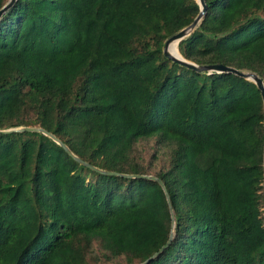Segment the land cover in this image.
I'll return each mask as SVG.
<instances>
[{"label": "trees", "instance_id": "16d2710c", "mask_svg": "<svg viewBox=\"0 0 264 264\" xmlns=\"http://www.w3.org/2000/svg\"><path fill=\"white\" fill-rule=\"evenodd\" d=\"M205 2L176 54L264 84V0ZM198 13L195 0H17L0 19V130L42 128L95 168L159 178L175 230L147 264H264L260 92L163 54ZM170 230L157 182L95 172L41 133L0 134V264H142Z\"/></svg>", "mask_w": 264, "mask_h": 264}, {"label": "water", "instance_id": "95a60500", "mask_svg": "<svg viewBox=\"0 0 264 264\" xmlns=\"http://www.w3.org/2000/svg\"><path fill=\"white\" fill-rule=\"evenodd\" d=\"M16 1L17 0H8L6 2V4L0 9V19L9 9L12 8V6L15 4ZM195 1L199 5V13L197 14V16L195 17V19L192 21L191 24H189L187 27L183 28L182 30H180L179 32H177L176 34H174L173 36H171L170 38H168L166 40L164 47H163V54L168 59H170L172 62L178 63V64L185 66L189 69H192L196 72L217 73V74H221V73L234 74V75L241 77L245 80H249V81L253 82L260 92V95L262 98V103H263V108H264V84H263L262 79L260 77H258L256 74L251 73V72H242V71L236 70V69L231 68V67H227V66L222 65V64L198 66V65H196L190 61L185 60L179 54V52H178V54H174L171 52V50H170L171 46L173 44L178 45V43L180 41H182L183 39L187 38L190 34H192L194 32V30L200 25L201 21L203 20L205 14H206L207 5H206L205 0H195ZM13 132H37V133H41V134L47 136L48 138H50L51 140H53L55 143H57L77 163H79V164H81L87 168H90V169L94 170L95 172H98V173H101L104 175H109V176H120V177H125V178H138V179H145V180H151V181L157 182L161 186L162 190L164 191L166 201H167L168 206H169V212L171 215V230H170L169 238H168L166 244L164 246H162L156 253H154L150 258H148L142 264L149 263L152 259L157 257L163 250H165L171 244V242L173 241V237H174L175 217H174V213H173V210L171 207L169 195L165 189L163 182L159 178L154 177L152 175H125V174H120V173H116V172H109V171H104V170H100L98 168H95L94 166L86 163L85 161L81 160L79 157L74 155L72 153V151L62 141H60L54 135L45 131L42 128L19 127V128L7 129V130H0V134H10ZM263 171H264V152H263Z\"/></svg>", "mask_w": 264, "mask_h": 264}, {"label": "rangeland", "instance_id": "374dc122", "mask_svg": "<svg viewBox=\"0 0 264 264\" xmlns=\"http://www.w3.org/2000/svg\"><path fill=\"white\" fill-rule=\"evenodd\" d=\"M170 50H171L172 53L176 54L175 46L174 47H171Z\"/></svg>", "mask_w": 264, "mask_h": 264}, {"label": "bare ground", "instance_id": "6f19581e", "mask_svg": "<svg viewBox=\"0 0 264 264\" xmlns=\"http://www.w3.org/2000/svg\"><path fill=\"white\" fill-rule=\"evenodd\" d=\"M174 46H176L175 44H173L171 47H174ZM171 49V48H170ZM177 51V50H176Z\"/></svg>", "mask_w": 264, "mask_h": 264}]
</instances>
